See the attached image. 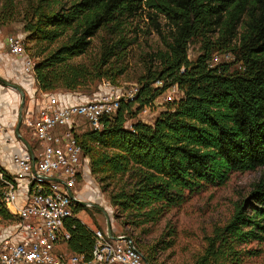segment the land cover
<instances>
[{
	"label": "trees",
	"instance_id": "16d2710c",
	"mask_svg": "<svg viewBox=\"0 0 264 264\" xmlns=\"http://www.w3.org/2000/svg\"><path fill=\"white\" fill-rule=\"evenodd\" d=\"M24 4L19 13L27 39L60 44L34 65L36 86L44 94L73 92L124 74L125 69L113 62L122 63L135 44L127 34L138 17L145 15L162 41L164 49L149 56L137 79L135 99L104 117L101 130L77 135L102 190L115 183L117 190L111 191L109 201L128 217V225L157 223L203 189L223 185L232 173L264 167V0H25ZM14 7V0H4L2 23L11 20ZM99 35L97 63L72 64ZM193 43L199 53L191 60L188 50ZM214 53H230L233 60L212 65ZM174 85L179 97L165 102L151 125L128 122ZM0 172L11 179L1 167ZM2 189L0 181V219L11 221L14 217L1 201ZM248 201L250 213L242 203L227 224L215 227L196 264H241L244 257L258 255L241 247L264 242L262 184ZM82 209L76 204L74 214ZM64 226L70 234L67 250L89 257L91 229L77 217ZM173 235L172 230L167 234ZM172 244V240L165 243L162 250ZM144 257L154 264L153 255Z\"/></svg>",
	"mask_w": 264,
	"mask_h": 264
},
{
	"label": "built area",
	"instance_id": "2783aa9c",
	"mask_svg": "<svg viewBox=\"0 0 264 264\" xmlns=\"http://www.w3.org/2000/svg\"><path fill=\"white\" fill-rule=\"evenodd\" d=\"M21 36H9L5 45L23 63L26 74H33L34 62L25 56ZM226 60L229 56H225ZM217 59L213 56L212 60ZM212 66V65H211ZM160 85L159 83H157ZM179 94L174 85L168 91ZM139 86L133 84L124 94L100 91L92 100L70 103L59 96H47L43 107L32 116H23L22 125L40 145L37 154L13 155L16 169L11 179L4 178L1 201L14 222L0 229V264H146L132 237L118 234L111 226V239L105 228L92 229L93 245L89 257L57 251L70 238L64 224L76 217L78 200L73 191L85 175L89 160L77 141L81 125L101 130V120L115 115L122 103L135 99ZM167 98V102H170ZM149 108L141 110L146 114ZM3 129L0 124V136ZM27 183L25 202L17 206L19 181ZM72 193V197L69 196Z\"/></svg>",
	"mask_w": 264,
	"mask_h": 264
},
{
	"label": "rangeland",
	"instance_id": "374dc122",
	"mask_svg": "<svg viewBox=\"0 0 264 264\" xmlns=\"http://www.w3.org/2000/svg\"><path fill=\"white\" fill-rule=\"evenodd\" d=\"M25 0H14L15 7L12 11L11 20L2 23V6L4 0H0V79L8 83L16 84V79L10 74H23V66L20 65L19 59L12 56L5 45V39L9 36H21L23 38L22 48L25 56L36 64L43 56L53 51L60 44H39L27 39V34L23 31V20L19 12L25 7ZM8 12V11H7ZM162 30L165 33L166 26L161 22ZM129 38L136 40L135 44L129 48L128 56L121 63H116L117 68L123 67L125 73L120 76H113L112 79H101L93 81L86 86L80 87L73 92L56 91L49 93V97L63 93L82 96L85 100H92L97 97V93L102 91L115 90L119 94H124L133 84L138 85L137 79L144 74L145 67L149 63V56L159 50H163L162 41L155 33L149 20L145 15L132 21L129 27ZM100 50V35L91 39V45L88 51L74 58L72 64L92 65L97 63ZM199 53V46L191 44L188 50V56L192 60ZM229 59L226 60L225 56ZM217 59L211 61L212 65L228 63L233 60L230 53H214ZM158 86V84H156ZM21 88V87H20ZM13 92L12 89L4 86L0 82V108L6 102L7 95L4 93ZM180 94L167 91L157 98L152 107L146 114L141 112L133 120L141 121L151 125L158 114L164 110V103L167 98L175 100ZM19 97V96H18ZM169 100V101H170ZM20 101V97H19ZM27 98L25 97L22 109V117L26 106ZM77 102H80L77 100ZM19 107V105H18ZM135 109V106L132 110ZM128 123V124H129ZM17 121L14 128H16ZM22 127V132L29 140L27 130ZM129 127V125H128ZM90 130L87 125H81L79 132ZM32 148H37L35 143L30 139ZM262 184L264 188V167L246 172H234L228 180L221 186H209L199 193L193 195L188 201L178 209L171 210L161 221L149 223L139 228L128 225V217L122 216L110 204L109 195L111 191H116L115 183L106 187L103 191L97 179L91 175L89 164L85 170V175L79 179L78 184L73 191L76 192L78 200L84 202L86 206L80 210L76 217L91 230L94 228H105L106 218L109 216L112 226L118 234L132 236L136 239L143 255H153L154 264H196L198 258L203 254L206 247V238L209 237L213 229L217 226H224L232 218L235 210L243 203V208L250 213L249 199L250 193L257 186ZM249 202V201H248ZM10 221L0 219V229L5 228ZM172 230L174 235L168 237L167 234ZM173 241L171 247L162 250L165 243ZM243 250H253L258 255L244 257L241 264H264V242H251L242 245ZM57 251L65 253L66 247L60 246Z\"/></svg>",
	"mask_w": 264,
	"mask_h": 264
},
{
	"label": "crops",
	"instance_id": "0c3cea01",
	"mask_svg": "<svg viewBox=\"0 0 264 264\" xmlns=\"http://www.w3.org/2000/svg\"><path fill=\"white\" fill-rule=\"evenodd\" d=\"M20 65L23 66L22 61H20ZM10 75L16 79V84L21 87L25 97L27 98L23 116L26 115L29 117L36 114V112L43 107L46 102L47 96L49 95L44 94L38 90L33 74H26L23 71V74L21 75H18L16 73ZM14 92V94L13 92H10V94L4 93L7 95V98L5 100L6 102L2 105V108H0V124L2 125L3 129L2 135L0 136V167L9 175H13L16 172V169L11 162L12 156L16 154L23 155L26 152L28 153L26 146L14 134V125L17 121L18 105L20 104V95L18 94V92ZM57 96H59V99L65 100L70 103H77V100H85L82 96L76 97L73 94L69 93H63ZM25 129L28 132V136L35 143L37 148H32L30 139L28 140L25 137L22 132L23 129L21 126L19 127L18 133L20 137L27 143V145L31 149V152L33 154H37V152H39L40 150V145L31 136L30 131L27 128ZM26 189L27 183L22 180L19 181L17 188V206H22L24 204L27 191ZM14 221L15 220H11V223L9 224H12ZM9 224L7 226H9Z\"/></svg>",
	"mask_w": 264,
	"mask_h": 264
},
{
	"label": "water",
	"instance_id": "95a60500",
	"mask_svg": "<svg viewBox=\"0 0 264 264\" xmlns=\"http://www.w3.org/2000/svg\"><path fill=\"white\" fill-rule=\"evenodd\" d=\"M0 82H2L4 84V86L8 87V88H11L13 89L14 91L18 92V94L20 95V104H19V107H18V113H17V125H16V128L14 130V134L15 136L21 141L23 142V144L26 146L27 150H28V153L29 154H32L31 152V149L29 148V146L27 145V143L20 137L19 133H18V130H19V127L21 125V122H22V109H23V106H24V101H25V95H24V92L23 90L14 85V84H11V83H8L6 81H3L0 79ZM69 196L72 197V193L69 192ZM77 203L81 206H86V204L84 202H81V201H77ZM105 218H106V226H105V230H106V234L109 238L111 239H115L113 236H112V229H111V222H110V218L109 216L105 215ZM145 263L148 264V262L146 261L145 259Z\"/></svg>",
	"mask_w": 264,
	"mask_h": 264
}]
</instances>
